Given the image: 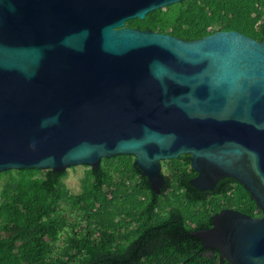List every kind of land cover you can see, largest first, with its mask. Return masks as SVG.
<instances>
[{"label": "water", "instance_id": "obj_1", "mask_svg": "<svg viewBox=\"0 0 264 264\" xmlns=\"http://www.w3.org/2000/svg\"><path fill=\"white\" fill-rule=\"evenodd\" d=\"M181 0H0V171L134 157L150 188L188 154L189 182L232 177L260 214L193 230L231 264H264V38L185 40L126 25Z\"/></svg>", "mask_w": 264, "mask_h": 264}, {"label": "trees", "instance_id": "obj_2", "mask_svg": "<svg viewBox=\"0 0 264 264\" xmlns=\"http://www.w3.org/2000/svg\"><path fill=\"white\" fill-rule=\"evenodd\" d=\"M125 24L185 40L219 30L262 40L264 0H181ZM84 166L78 192L64 182L67 169L0 171V264H231L190 232L224 207L260 214L232 177L212 190L192 186L188 154L161 161L159 193L132 155Z\"/></svg>", "mask_w": 264, "mask_h": 264}, {"label": "rangeland", "instance_id": "obj_3", "mask_svg": "<svg viewBox=\"0 0 264 264\" xmlns=\"http://www.w3.org/2000/svg\"><path fill=\"white\" fill-rule=\"evenodd\" d=\"M84 170V165H76L67 168V175L64 178V182L72 192H78L80 190V178L83 176Z\"/></svg>", "mask_w": 264, "mask_h": 264}]
</instances>
